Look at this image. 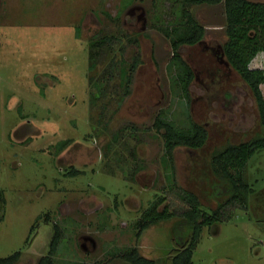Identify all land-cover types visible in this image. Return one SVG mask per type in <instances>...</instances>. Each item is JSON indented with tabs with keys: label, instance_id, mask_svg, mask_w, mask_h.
Returning a JSON list of instances; mask_svg holds the SVG:
<instances>
[{
	"label": "rangeland",
	"instance_id": "obj_1",
	"mask_svg": "<svg viewBox=\"0 0 264 264\" xmlns=\"http://www.w3.org/2000/svg\"><path fill=\"white\" fill-rule=\"evenodd\" d=\"M165 2L164 11L174 8ZM191 9L206 35L184 45L181 54L195 70L189 108L209 138L200 149L177 147L171 163L162 133L151 124L160 112L180 116L188 102L171 91L173 51L152 26L153 0H0V186L6 197L0 257L22 251L17 264H36L48 254L58 224L61 264H130L111 254L117 246L122 252L136 246L167 264L176 219L151 226L138 239L132 222L142 210L163 196L161 208L186 212L183 188L198 193L209 208L227 197L228 183L212 170L213 153L264 135V127L254 93L222 53L224 3ZM98 33L121 36L125 43L107 50L91 75L109 69L114 56H123L126 69L141 58L130 74L131 92L115 114L121 65L112 66L108 95L91 105L89 44ZM130 36L138 42L128 41ZM252 67H264V52ZM133 124L140 129L132 130ZM126 125L121 142L111 146L112 133ZM63 139L72 143L57 151ZM70 166L85 173L66 176ZM246 175L253 188L248 205H229L221 222L204 228L195 264H264V149L249 160Z\"/></svg>",
	"mask_w": 264,
	"mask_h": 264
},
{
	"label": "trees",
	"instance_id": "obj_2",
	"mask_svg": "<svg viewBox=\"0 0 264 264\" xmlns=\"http://www.w3.org/2000/svg\"><path fill=\"white\" fill-rule=\"evenodd\" d=\"M165 1L167 0H153L154 20L152 18V26H156L160 29L171 43L173 55L168 64L171 91L174 95L184 98L186 104L187 102L188 104L181 110L182 115L180 114V116L177 112L172 114L174 116L172 118L170 114L167 116L162 112L157 113L151 125L162 133L165 155L172 163L175 161L174 152L177 147L185 146L191 149H200L206 144L209 138L208 129L195 121L192 117L189 108V103L191 101L190 85L195 78V70L181 54V48L184 45H196L201 42L206 35L204 24H202L192 12L191 6L195 4L224 3L227 39L222 44V53H224V57L231 67L241 75L254 93L259 107L261 125L264 127V91L262 89L264 83V67H252V62L256 56L260 52H264V1L168 0L174 8L164 11L163 6L166 3ZM175 6L181 7V10H176L177 8L175 9ZM121 34H123V32H121ZM80 35L81 32L78 33V36ZM127 39L128 41L138 42V39L131 38V36ZM119 43H125L121 36L110 33H98L91 39L89 44L90 71L88 77L92 89V106L94 103L98 105L99 98H105L108 95L106 86L109 84L105 85V83H110L114 80V77L111 75L112 66L116 65L115 70H118V65L122 66L119 70H121L120 75L124 80H119V82L123 83V89L120 93L117 92V107L113 114L120 109L123 104L122 101L124 98H127L131 92L130 84L132 75L130 74H132L138 64L141 63V58L138 57L134 59L130 63V67L127 66L126 69L125 60L122 58L123 56L120 58L114 56L108 62L110 66L109 69L107 66L104 67L102 73L96 77L91 75V73L97 69L103 57L107 55V50L114 49ZM123 46L124 45H122V47ZM123 50L124 49L121 48L122 55ZM114 61L118 62L116 63ZM101 117H103V115ZM111 117L112 115L109 119L107 118L106 125L114 120L113 118L112 120ZM177 119L180 120L182 124H180ZM126 127L127 125L121 130L118 129L114 132L112 131L113 133L111 132L112 137L111 142H109L111 146L121 142L124 135L123 129ZM131 129L139 130L140 128L133 124ZM71 143V139L61 140L56 146L57 151H62ZM263 149L264 135H259L239 143H229L225 147L216 150L212 155V170L217 177L228 183L225 187L228 193L227 197L219 201L216 208H209L205 207L201 202L198 193L183 188V192L186 194L185 197L187 201H189L190 208L182 214H176V212H173L168 206L161 208L165 198L160 196L143 209L139 217L132 222V228L137 231V238L139 239L142 233L151 226L161 221L175 218L176 221L173 225L172 237L174 244L173 248L170 250L167 264H195L193 255L200 242L204 228L211 227L213 224L221 222L223 220V209L229 205L235 204L236 207L242 208L248 205L249 195L253 192V188L249 184L246 175L248 162L256 152ZM82 173H85V170H78L74 167L66 169L64 172L66 176H76ZM5 206V192L0 186V207L3 211L0 213V221L5 217ZM49 217L50 216L46 213V219H49ZM40 220L41 216L38 217L37 222ZM35 225L36 224L31 227L30 233L33 232ZM62 233V228L58 224H54V233L48 254L42 256L36 264H61L57 259V253L62 239ZM29 241L30 238L27 242ZM122 249L123 248L117 246L112 250L111 254L126 260L130 264H158L155 258L143 255L136 246L125 248L124 252H122ZM21 256L22 251H16L9 256L0 257V264H17ZM69 264L86 263L73 261Z\"/></svg>",
	"mask_w": 264,
	"mask_h": 264
},
{
	"label": "flooded vegetation",
	"instance_id": "obj_3",
	"mask_svg": "<svg viewBox=\"0 0 264 264\" xmlns=\"http://www.w3.org/2000/svg\"><path fill=\"white\" fill-rule=\"evenodd\" d=\"M72 166H70V167H67V169H69V168H71ZM75 168V167H74ZM76 169H78V170H82V169H79V168H76ZM86 239H89V238H87V237H85ZM90 240H92V242H93V239H90Z\"/></svg>",
	"mask_w": 264,
	"mask_h": 264
},
{
	"label": "water",
	"instance_id": "obj_4",
	"mask_svg": "<svg viewBox=\"0 0 264 264\" xmlns=\"http://www.w3.org/2000/svg\"><path fill=\"white\" fill-rule=\"evenodd\" d=\"M224 54V53H223ZM227 63H229L228 61H226Z\"/></svg>",
	"mask_w": 264,
	"mask_h": 264
},
{
	"label": "crops",
	"instance_id": "obj_5",
	"mask_svg": "<svg viewBox=\"0 0 264 264\" xmlns=\"http://www.w3.org/2000/svg\"><path fill=\"white\" fill-rule=\"evenodd\" d=\"M248 167V166H247Z\"/></svg>",
	"mask_w": 264,
	"mask_h": 264
}]
</instances>
